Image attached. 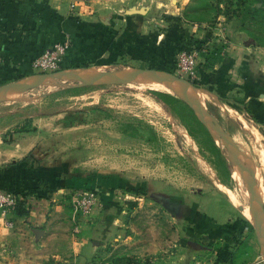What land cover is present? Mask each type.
Instances as JSON below:
<instances>
[{
	"label": "crops",
	"instance_id": "crops-1",
	"mask_svg": "<svg viewBox=\"0 0 264 264\" xmlns=\"http://www.w3.org/2000/svg\"><path fill=\"white\" fill-rule=\"evenodd\" d=\"M70 1L0 0V84L32 76L31 60L65 36L70 39L61 62L65 69L124 66L173 74L175 53L207 39L216 60L200 66L198 92L216 101H238L264 125V54L237 19L222 11L211 25L206 18H182L190 0H89L82 15L69 10ZM38 143L31 134H13L0 152V188L21 197L9 216L14 228L0 219V264H193L204 257L240 263L241 257L230 262L243 236L235 231L236 219L222 223L217 214L192 213L175 219L176 231H156L150 220L141 231L126 218L115 177L64 175L60 166L44 161ZM74 187L93 188L101 206L88 216L75 214ZM140 208L131 210L132 217Z\"/></svg>",
	"mask_w": 264,
	"mask_h": 264
},
{
	"label": "rangeland",
	"instance_id": "rangeland-1",
	"mask_svg": "<svg viewBox=\"0 0 264 264\" xmlns=\"http://www.w3.org/2000/svg\"><path fill=\"white\" fill-rule=\"evenodd\" d=\"M224 3L232 16L248 9L246 25L252 31V46L264 54V3L190 0L182 18L194 22L206 18L211 25L218 12L216 5L224 9ZM197 5L203 7L192 9ZM89 69L95 74L132 70L124 66ZM54 72L32 74L33 80L40 74L51 76L11 98H0V152L13 134H31L39 139L36 149L42 151L44 161L60 166L62 174L115 177L121 188L117 196L127 206L126 218L141 231L148 229L149 220L156 231H176L175 219L192 213L217 214L222 223L236 219L235 231H242L243 236L230 262L241 257L239 264H264L263 201L256 194L259 203L252 206L245 176L237 174L224 145L173 90L138 79L102 77L77 82L57 78ZM189 84L201 91L195 83ZM197 97L198 105L229 135L247 166L253 163L260 169L259 179L250 175L254 187L263 188L264 125L237 105L238 101H216L202 92ZM240 120L249 125L243 128ZM230 193L237 202L231 201ZM141 198L144 201L139 204ZM140 205L142 210L132 217L131 210ZM253 208H257L260 228L252 221Z\"/></svg>",
	"mask_w": 264,
	"mask_h": 264
},
{
	"label": "built area",
	"instance_id": "built-area-1",
	"mask_svg": "<svg viewBox=\"0 0 264 264\" xmlns=\"http://www.w3.org/2000/svg\"><path fill=\"white\" fill-rule=\"evenodd\" d=\"M85 0H71L68 8L76 15H82L87 11L89 5H85ZM221 45L226 44L225 37L221 38ZM191 41L180 48L174 56V74L189 83H194L198 77V71L202 64L205 65L204 54L210 47V42L205 39L201 41ZM70 47L68 36L53 42L49 47L35 56L30 63L33 74L57 71L60 69L61 62ZM223 49L219 51L222 54ZM2 59L0 55V67ZM72 205L84 216H88L95 208L101 206L100 199L94 190L75 189L70 193ZM21 200L20 194L13 189L0 188V219L8 229L15 226V221L9 218ZM193 264H218L213 259L204 257L197 259Z\"/></svg>",
	"mask_w": 264,
	"mask_h": 264
},
{
	"label": "bare ground",
	"instance_id": "bare-ground-1",
	"mask_svg": "<svg viewBox=\"0 0 264 264\" xmlns=\"http://www.w3.org/2000/svg\"><path fill=\"white\" fill-rule=\"evenodd\" d=\"M65 71H70V70L68 69ZM131 71L130 70H123V71L116 72L115 74H116V77H121L122 79H124V81H131V80H137L138 79V80H144V81L154 82V83L163 85V86L167 87V89L173 90L180 98H186L191 103H193L196 107L199 106L198 103L196 102V99H195V98L198 99L197 93L199 90L194 89L191 86V84H189L188 82H185L184 80H181L178 78L165 76V75H163V76L152 75V77H149L148 75H137L136 74V75H131V77H128V75L130 74ZM73 73L76 76H79L82 78H87V79L94 78L95 75H97V74L93 73L91 71V69H89V68L77 69L76 71L74 70ZM32 81H33V79L31 76L27 79L16 81L14 84L25 86V85H30L32 83ZM20 93L21 92H19L18 88H14L13 86L0 87V98H3V99L11 98L12 95H16V94H20ZM199 102H200V100H199ZM201 115H202V117H206L205 115H203V113H201ZM236 119H238V117ZM245 122L241 121V120L239 121V123L241 124V126H243V128H245L244 126H246V124H248ZM211 130L214 133V135L216 136V139L222 145L225 144L228 146L229 155H230V158L232 159L233 165L235 166V170H236L237 174L239 176H241V175L245 176V183L248 187L247 192L249 193L250 197L252 198V202H251L252 206L256 207L259 203L258 199L255 198V197H257L256 194L259 195V197L261 198V200L264 203V189H263L264 187L262 188V186L261 187L258 186V188H257V186H256V188H255L254 187V180L252 179V177H251L252 181L250 180V177H247V174H249V175L252 174L255 179H259L260 178V176H259L260 169L255 167V165L252 162H251L252 163L251 167H250V165L248 167L244 158H243V155L239 154L237 152V150L234 146V143L231 141L230 137L228 138V136L225 133H222L218 129V127H216V130L211 127ZM260 164H261V162H260ZM259 166L261 167V165H259ZM261 170H262V167H261ZM250 188L253 189L254 192H251ZM230 197H231V201L237 202L234 194L230 193ZM243 213H246L245 207L243 208ZM251 218H252V221H254L256 228H260V217H259L257 208H253L251 210Z\"/></svg>",
	"mask_w": 264,
	"mask_h": 264
},
{
	"label": "water",
	"instance_id": "water-1",
	"mask_svg": "<svg viewBox=\"0 0 264 264\" xmlns=\"http://www.w3.org/2000/svg\"><path fill=\"white\" fill-rule=\"evenodd\" d=\"M65 70L66 69L59 70V71H56V72H54L52 74H55V76L57 78H61V79H65V80H72V81H77V82L93 81L95 79L102 78V77H105V78H108V79H119V80L124 81V79H122L121 77H116V74H115L116 72L98 73L97 75H95L94 78L87 79V78H82V77L76 76L73 73V70H70V71H65ZM136 74L137 75H148L149 77H152V75H157V76L165 75V76H170V77L181 79L177 75H175L173 73H170V72H164V71H159V70H154V69H139V68L138 69H132V71L130 72L128 77H131V75H136ZM49 76H51V75L50 74L37 75V76H35V79L32 81V83L30 85H25V86L16 85V84H14L15 82H12V83H7L6 85H1L0 87L13 86L14 88H18V90H24V89H28L29 87H32V86L38 84L40 81H42L45 78H48ZM181 80H183V79H181ZM185 82H187V81H185ZM181 99L193 110V112L198 117V119L211 132H212L211 127L214 128L215 130H216V127H218V129L222 133H225L228 136V138H229V135L219 126V124L216 122V120L212 116H210L207 112H205L200 106L196 107L193 103H191L186 98H181ZM201 113H203V115H205L206 117H202ZM224 147L226 148L227 152L229 153L228 146L224 144ZM247 177H250V180H251V175L247 174ZM250 191L254 192L253 189H251V188H250Z\"/></svg>",
	"mask_w": 264,
	"mask_h": 264
},
{
	"label": "trees",
	"instance_id": "trees-1",
	"mask_svg": "<svg viewBox=\"0 0 264 264\" xmlns=\"http://www.w3.org/2000/svg\"><path fill=\"white\" fill-rule=\"evenodd\" d=\"M252 3H260V4H263L264 3V0H251ZM200 4H204V3H200ZM227 6L226 3H224V7ZM203 5H197V7L195 8H192V9H195V10H199L200 8H202ZM216 11H222V13L224 14V16L226 18H235L239 21V24L240 26L247 30L248 33L251 35L252 34V31L249 29V27H247L246 25V17H247V14L249 13L248 12V9L245 10L242 15L238 16V15H235V16H232L231 13L228 11V9H226V7L224 9H221L220 7L218 8L217 5H216ZM234 12V11H233ZM236 12V11H235ZM202 44L201 41H198ZM219 52V51H218ZM216 48H213L211 49V46L208 48V50L206 51V53L204 54L205 55V66L206 67H209L210 65H213L214 61L216 60ZM65 68H68V67H63V66H60V69H65ZM251 116L252 118L257 121L258 123H260V121H258V119L252 115L249 111H247ZM262 124V123H261ZM74 189H79L78 187H74ZM83 189H88V190H94L93 188L91 187H84ZM95 191V190H94Z\"/></svg>",
	"mask_w": 264,
	"mask_h": 264
}]
</instances>
